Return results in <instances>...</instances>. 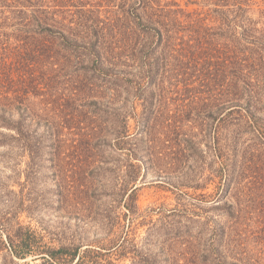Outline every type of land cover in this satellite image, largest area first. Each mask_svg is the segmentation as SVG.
Masks as SVG:
<instances>
[{
    "label": "trees",
    "instance_id": "1",
    "mask_svg": "<svg viewBox=\"0 0 264 264\" xmlns=\"http://www.w3.org/2000/svg\"><path fill=\"white\" fill-rule=\"evenodd\" d=\"M211 3L213 9L205 13L186 10L176 0H0V147H11L17 154L27 151L30 163H71L65 154L69 146L76 163H104L106 147L117 151L129 137L127 107L133 105L118 102V82L132 83L118 69L122 53L129 51L134 53L136 90L154 89L143 99L139 116L143 131L165 135L193 121L190 112L182 115L185 104L171 107L174 99L185 98L188 107L202 104L197 115L202 127L212 108L220 158L226 148L236 151L245 134L254 137L245 151L257 150L264 145L260 114L264 113V9L259 14L262 21H254L246 16L255 4L252 0ZM208 17L218 22L211 33L204 27ZM229 17L250 25L238 33L228 28ZM169 92L174 99L167 96ZM0 158L6 155L0 153ZM90 166L92 176L95 167ZM216 176L218 188L235 191L238 208L228 214L230 261L218 250L208 256L215 264H259L250 248L248 254L236 249L251 231L247 226L253 215L255 224L264 221V163H219ZM120 180L123 216L132 217L137 208L134 170L124 171ZM66 184H58L57 194L62 196L65 186L69 189ZM91 184L70 185L80 197L78 206L85 203L82 194H96ZM241 195L246 198L243 203L238 200ZM2 228L0 223V250L11 256L38 252L46 263L61 264L77 253L61 249L57 256V250L37 244L29 227V233L22 234L19 223L14 231L5 229L3 239ZM225 229L212 226L218 238ZM79 259L75 264H82Z\"/></svg>",
    "mask_w": 264,
    "mask_h": 264
},
{
    "label": "rangeland",
    "instance_id": "2",
    "mask_svg": "<svg viewBox=\"0 0 264 264\" xmlns=\"http://www.w3.org/2000/svg\"><path fill=\"white\" fill-rule=\"evenodd\" d=\"M176 1L189 11L198 9L206 13L214 7L211 0ZM252 1L255 4L246 16L262 21L259 15L264 9L262 0ZM229 20L232 22L228 23V28L238 33L250 25L236 22L235 17ZM217 25L213 18L204 20V27H208L210 33ZM257 25L262 26L261 22ZM122 56L120 75L132 83L118 82V102L133 105L134 114L131 107H127V113L131 111L129 137L117 151L106 147L102 152L104 163H76V153L69 146L65 154L71 163H30L27 151L17 154L11 147H0V153L6 155L0 158L2 238H5V229L14 231L19 223L24 227L22 234H28L29 227L35 232L37 244L57 250V256L61 249L67 254L76 249L75 257L70 261L60 260L61 264H75L78 257L82 264H215L208 255L212 257L217 250L222 252V259L229 262L233 241L228 214L235 212L238 205L235 191L227 193L222 187L218 188L216 170L223 162L264 163V145H259L257 150L248 147L245 151V144L254 141L252 134H245L236 151L226 148L225 157L220 158L212 108H208L206 115L210 116L205 117L206 126L202 127L197 116L202 104L198 101L188 107L187 99L176 101L171 92L167 95L174 99L171 107L185 104L182 115L190 112L193 121L165 135L150 129L143 131L139 120L142 104L145 105L144 100L154 89L136 90L134 53L126 51ZM158 138L161 140L156 142ZM150 145L155 146L154 150H150ZM90 165L95 167L92 176L88 172ZM128 170H134L137 205L132 217L123 216L119 198L120 178ZM86 181H92L96 194H82L85 203L78 206L76 201L79 202L80 197L70 185L77 183L79 187ZM64 183L69 184V189L65 186L61 196L57 194L58 184ZM170 183L174 186L168 185ZM86 194L94 196L87 199ZM245 199L243 195L238 197L239 203ZM248 208L252 210V206ZM255 219L253 215L247 226L255 232L248 231L236 251L243 253L244 250L248 254L250 248V256L264 264V221L257 225ZM218 225L226 227L221 238L212 231V226ZM39 256L34 252L23 258L0 250V264H48Z\"/></svg>",
    "mask_w": 264,
    "mask_h": 264
}]
</instances>
